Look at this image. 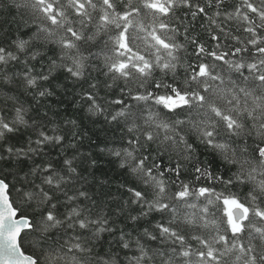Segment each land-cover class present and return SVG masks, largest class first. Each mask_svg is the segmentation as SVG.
<instances>
[{"label": "clouds", "instance_id": "clouds-1", "mask_svg": "<svg viewBox=\"0 0 264 264\" xmlns=\"http://www.w3.org/2000/svg\"><path fill=\"white\" fill-rule=\"evenodd\" d=\"M262 49L264 0H0V264H264Z\"/></svg>", "mask_w": 264, "mask_h": 264}, {"label": "snow or ice", "instance_id": "snow-or-ice-1", "mask_svg": "<svg viewBox=\"0 0 264 264\" xmlns=\"http://www.w3.org/2000/svg\"><path fill=\"white\" fill-rule=\"evenodd\" d=\"M153 6L155 7V5H153ZM164 10L166 11V9H164ZM124 46L125 45L121 44V47H124ZM262 51H264V49H262ZM121 67H124V65H121ZM204 72H205V67L203 65H201L200 68H199V73L200 74H204ZM262 79H264V77H262ZM161 99L163 100L164 98L161 97ZM179 100L181 102H184L185 101V97L184 96H180ZM172 103L175 104V101L173 100ZM261 152L264 153V149H261ZM201 191H204V189H201ZM181 195H183V193ZM226 203H229V202L226 201ZM231 203L235 204V201H233ZM238 230H239V226L238 225H234L233 226V231H238ZM15 231H19V228H17ZM10 235H12L14 237L15 233H10Z\"/></svg>", "mask_w": 264, "mask_h": 264}]
</instances>
